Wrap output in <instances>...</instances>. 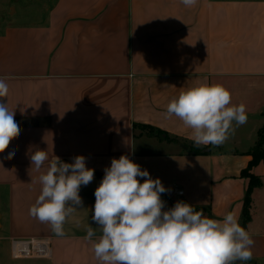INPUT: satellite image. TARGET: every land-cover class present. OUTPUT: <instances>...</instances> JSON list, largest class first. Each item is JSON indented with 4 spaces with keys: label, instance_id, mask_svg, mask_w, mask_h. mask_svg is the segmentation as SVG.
Segmentation results:
<instances>
[{
    "label": "crops",
    "instance_id": "1",
    "mask_svg": "<svg viewBox=\"0 0 264 264\" xmlns=\"http://www.w3.org/2000/svg\"><path fill=\"white\" fill-rule=\"evenodd\" d=\"M0 79L8 86L0 102L20 125L0 153V264H101L94 192L121 155L161 180L165 210L183 201L241 223L250 186L243 171L264 127V0H0ZM203 83L224 86L246 109V123L233 122L220 145L195 144L192 130L166 114L181 91ZM36 149L49 158L39 170L30 160ZM76 156L94 179L58 236L30 208L50 162ZM250 173L261 184L244 228L254 241L250 260L264 264V161ZM17 240L47 252L16 258Z\"/></svg>",
    "mask_w": 264,
    "mask_h": 264
},
{
    "label": "clouds",
    "instance_id": "2",
    "mask_svg": "<svg viewBox=\"0 0 264 264\" xmlns=\"http://www.w3.org/2000/svg\"><path fill=\"white\" fill-rule=\"evenodd\" d=\"M196 2L182 0L186 7ZM7 93L8 86L0 79V98ZM231 99L224 86L203 83L181 91L169 102L166 114L192 130L195 144L220 145L234 131L233 122L242 125L247 120L245 106L232 105ZM14 117L15 111L0 102V153L20 134ZM13 155L10 152L8 158ZM48 159L45 150L36 149L30 156L31 166L39 170ZM94 171L86 166L84 156H76L73 163L56 157L39 177L41 194L30 214L63 236L66 218L83 206L81 186L93 181ZM166 191L159 178L153 179L129 156L112 159L94 192L91 217L101 229L93 243L101 264H235L252 258L254 241L233 214L222 220L208 218L183 201L165 210L161 195ZM94 236L89 227L84 238Z\"/></svg>",
    "mask_w": 264,
    "mask_h": 264
},
{
    "label": "trees",
    "instance_id": "3",
    "mask_svg": "<svg viewBox=\"0 0 264 264\" xmlns=\"http://www.w3.org/2000/svg\"><path fill=\"white\" fill-rule=\"evenodd\" d=\"M253 161L249 165L248 169L243 171V176L250 178V186L245 198V207L242 214V219L240 225L245 227L247 222L250 220V204H251V195L255 188H257L261 182L260 179L256 176L251 175L250 171L255 167L259 162L264 161V127L260 133V139L257 147L252 153ZM250 264H255L252 260H249Z\"/></svg>",
    "mask_w": 264,
    "mask_h": 264
},
{
    "label": "built area",
    "instance_id": "4",
    "mask_svg": "<svg viewBox=\"0 0 264 264\" xmlns=\"http://www.w3.org/2000/svg\"><path fill=\"white\" fill-rule=\"evenodd\" d=\"M180 195L183 194V192H179ZM44 246L43 244L31 240V241H14L12 243V250L13 255L16 258L20 257H30L33 255H44L46 252L42 249Z\"/></svg>",
    "mask_w": 264,
    "mask_h": 264
},
{
    "label": "bare ground",
    "instance_id": "5",
    "mask_svg": "<svg viewBox=\"0 0 264 264\" xmlns=\"http://www.w3.org/2000/svg\"><path fill=\"white\" fill-rule=\"evenodd\" d=\"M43 246L44 247L42 249L44 250V252H47V247L44 244H43Z\"/></svg>",
    "mask_w": 264,
    "mask_h": 264
},
{
    "label": "rangeland",
    "instance_id": "6",
    "mask_svg": "<svg viewBox=\"0 0 264 264\" xmlns=\"http://www.w3.org/2000/svg\"><path fill=\"white\" fill-rule=\"evenodd\" d=\"M13 243V242H12ZM33 256H35V255H33Z\"/></svg>",
    "mask_w": 264,
    "mask_h": 264
}]
</instances>
